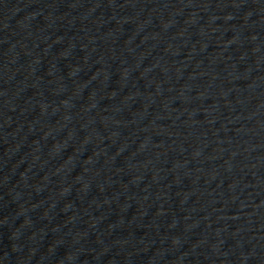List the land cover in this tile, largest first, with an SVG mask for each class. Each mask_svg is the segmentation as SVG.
<instances>
[{
	"label": "water",
	"instance_id": "1",
	"mask_svg": "<svg viewBox=\"0 0 264 264\" xmlns=\"http://www.w3.org/2000/svg\"><path fill=\"white\" fill-rule=\"evenodd\" d=\"M0 264H264V0H0Z\"/></svg>",
	"mask_w": 264,
	"mask_h": 264
}]
</instances>
